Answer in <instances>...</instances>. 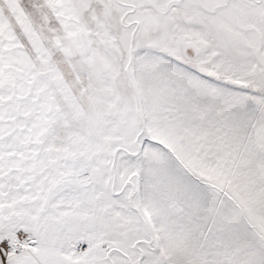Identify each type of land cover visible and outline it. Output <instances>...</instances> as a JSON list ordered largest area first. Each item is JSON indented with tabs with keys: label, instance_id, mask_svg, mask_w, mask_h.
Returning <instances> with one entry per match:
<instances>
[{
	"label": "snow or ice",
	"instance_id": "snow-or-ice-1",
	"mask_svg": "<svg viewBox=\"0 0 264 264\" xmlns=\"http://www.w3.org/2000/svg\"><path fill=\"white\" fill-rule=\"evenodd\" d=\"M0 264H264V0H0Z\"/></svg>",
	"mask_w": 264,
	"mask_h": 264
}]
</instances>
